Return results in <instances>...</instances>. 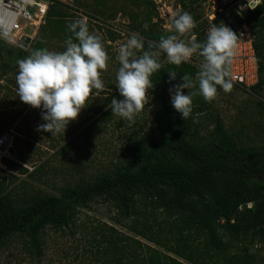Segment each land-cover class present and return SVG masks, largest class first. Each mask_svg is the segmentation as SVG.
<instances>
[{"label": "rangeland", "instance_id": "rangeland-1", "mask_svg": "<svg viewBox=\"0 0 264 264\" xmlns=\"http://www.w3.org/2000/svg\"><path fill=\"white\" fill-rule=\"evenodd\" d=\"M57 9L63 16L46 21L26 47L0 40V140L5 139L0 153V181L5 183V194L20 204L43 194L60 197L62 188L92 181L112 171L123 160L134 135L157 136V119L165 109L173 107L172 94L161 89L149 90V103L131 124L112 115L108 107L112 98L123 99L116 87L120 67L117 55L132 34L142 38L144 50H148L149 44L158 45L162 37L174 34L170 22L177 12L193 16L196 27L191 35L203 30L207 33L210 28L199 0H71ZM79 18L87 20L90 33L102 38L109 55L108 68L101 72L104 90L94 89L66 132L53 136L37 130L38 125L45 123L43 110L24 103L18 96L17 61L29 56V47L36 41L43 42V48L50 51H64L68 24ZM261 61L264 72V56ZM3 62L10 68H3ZM159 62L162 66L168 63L165 53H161ZM188 62L199 69L203 57L194 54ZM194 84L184 92L197 93L192 97V109L197 112L192 129L207 135L214 129V118L219 116L224 128L240 144L264 143V84L253 93L240 91L234 84L230 92L219 87L221 91L211 102L199 94L198 81L194 80ZM247 206L251 215L261 217L264 199ZM181 220L180 216L143 200H138L129 217L115 202L99 199L89 207L78 208L70 227L49 228L44 233L42 257H34L23 238H14L0 247V264H102L92 242L95 228L103 225L182 263L196 264L204 240L193 231L188 241L181 240ZM144 223H150L167 240L155 242L144 237L140 234ZM244 248L255 256L252 264H264V236L256 234V229L235 242L232 251L241 252Z\"/></svg>", "mask_w": 264, "mask_h": 264}, {"label": "trees", "instance_id": "trees-1", "mask_svg": "<svg viewBox=\"0 0 264 264\" xmlns=\"http://www.w3.org/2000/svg\"><path fill=\"white\" fill-rule=\"evenodd\" d=\"M59 6L51 5L46 21L63 16ZM245 23L254 35L262 75L253 89L257 90L264 84V0ZM194 35L198 42L207 39L204 30ZM43 46V42L36 41L28 54ZM2 67L10 68L4 62ZM171 71L177 76L170 82ZM198 71L190 62L180 66L168 62L151 76L153 87L149 90L172 94L170 89L182 83L185 74L194 81ZM195 113L192 109L189 118L183 120L174 107L165 109L157 119L156 137L134 135L123 160L112 171L64 187L60 197L43 194L16 203L5 194V183L0 181V247L11 239L23 238L33 256L40 258L44 233L49 228L70 227L78 208L103 199L115 202L130 217L138 200H143L181 217V240L188 241L192 231L204 240L196 264H252L255 256L247 249H232L252 229L264 236V211L261 217L254 216L247 206L264 199V143L240 144L219 116L214 118L213 131L201 135L192 129ZM95 231L92 245L102 264H185L113 227L97 226ZM140 234L155 242L167 240L150 223L142 225Z\"/></svg>", "mask_w": 264, "mask_h": 264}, {"label": "clouds", "instance_id": "clouds-1", "mask_svg": "<svg viewBox=\"0 0 264 264\" xmlns=\"http://www.w3.org/2000/svg\"><path fill=\"white\" fill-rule=\"evenodd\" d=\"M255 3L258 4L259 0ZM8 23L0 15V26ZM170 27L174 34L162 37L158 45L149 44L148 50H144L145 41L136 34L119 47L117 60L120 67L116 73V87L123 99H111L108 107L112 115L123 118L129 124L134 123L135 115L149 103L148 91L153 87L151 76L162 68L159 62L162 52L167 55L168 62L176 66L188 62L194 54L203 57L196 81L198 92L206 101L215 99L217 85L224 92L232 90L229 69L237 47V34L223 23L212 24L206 41L198 42L191 35L196 21L188 12L174 13ZM68 30L71 35L65 41L64 51L37 49L17 61L18 96L24 103L43 110L45 123L38 125L37 130L50 132L53 136L66 132L69 123L76 120L85 108L94 89L97 92L104 90L101 72L107 70L109 61L102 38L90 33L85 18L70 22ZM3 36L13 42L7 27ZM169 75L171 82L176 79L177 73L171 71ZM194 86L193 78L185 74L182 83L170 89L172 105L183 120L191 115L192 97L197 94L189 92L186 95L184 89Z\"/></svg>", "mask_w": 264, "mask_h": 264}, {"label": "built area", "instance_id": "built-area-1", "mask_svg": "<svg viewBox=\"0 0 264 264\" xmlns=\"http://www.w3.org/2000/svg\"><path fill=\"white\" fill-rule=\"evenodd\" d=\"M71 0H3L0 3V15L9 21L0 26V40L10 43L3 36L7 27L10 38L20 47L30 42L45 24L51 5L69 4ZM263 0H202V12L207 22L225 24L237 34V47L230 65L232 83L238 90L253 93L262 77L260 65L255 49L254 35L245 19L255 12ZM208 33V32H207ZM206 33V34H207ZM219 89V88H218ZM221 90L218 91V93ZM245 93V94H246ZM5 139L0 140V153Z\"/></svg>", "mask_w": 264, "mask_h": 264}, {"label": "water", "instance_id": "water-1", "mask_svg": "<svg viewBox=\"0 0 264 264\" xmlns=\"http://www.w3.org/2000/svg\"><path fill=\"white\" fill-rule=\"evenodd\" d=\"M23 47H26V43H25V44H23Z\"/></svg>", "mask_w": 264, "mask_h": 264}, {"label": "bare ground", "instance_id": "bare-ground-1", "mask_svg": "<svg viewBox=\"0 0 264 264\" xmlns=\"http://www.w3.org/2000/svg\"><path fill=\"white\" fill-rule=\"evenodd\" d=\"M2 154V153H1Z\"/></svg>", "mask_w": 264, "mask_h": 264}]
</instances>
